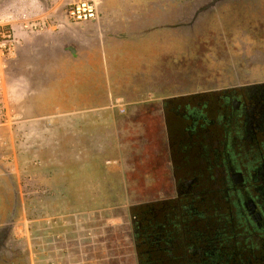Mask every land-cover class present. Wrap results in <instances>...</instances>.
Returning <instances> with one entry per match:
<instances>
[{"label": "rangeland", "instance_id": "rangeland-1", "mask_svg": "<svg viewBox=\"0 0 264 264\" xmlns=\"http://www.w3.org/2000/svg\"><path fill=\"white\" fill-rule=\"evenodd\" d=\"M77 1L35 0L39 9L29 6V18L46 20L48 31L25 35L22 40L34 39V46H23L11 63L16 103L23 125H33L35 141L29 153L17 143V156L0 171V224L15 215L5 264H137L128 208L172 194L162 99L264 82V0H231L194 22L190 17L203 0H93L99 23L61 29L65 9ZM49 39L65 49L39 45ZM75 47L83 64H91L101 49L109 59L108 76L62 80L48 78L47 69L40 76V66ZM26 84L31 93L24 96ZM91 106L95 110L76 115L77 108ZM74 117L96 119L94 136L57 141L53 122L67 125ZM18 133L22 140L24 132ZM39 173L57 187L35 182ZM73 177L87 179L70 184ZM75 217L78 226H71ZM56 221L63 238L88 247L71 250L74 241L44 252L39 237L50 235Z\"/></svg>", "mask_w": 264, "mask_h": 264}, {"label": "flooded vegetation", "instance_id": "flooded-vegetation-1", "mask_svg": "<svg viewBox=\"0 0 264 264\" xmlns=\"http://www.w3.org/2000/svg\"><path fill=\"white\" fill-rule=\"evenodd\" d=\"M198 2L192 22L231 0ZM243 86L247 85L235 84L225 94L211 95L202 104L180 107L172 114L171 145L167 140L168 157L174 160L172 194L151 201L173 199L179 188L183 211L168 221L152 217L151 230L147 227L148 234L139 237L152 236L142 245L151 259L142 264H264V86L239 88ZM161 108L163 112L162 102ZM14 217L0 224V264L6 261ZM92 222H86L87 230L93 228ZM57 223L50 227V235L44 232L39 237L44 252L48 247V252L64 250L74 241L71 250L88 247L78 245L77 238H63ZM72 225L78 226L77 217ZM133 243L136 254L134 236ZM24 244L32 253L30 243ZM136 260L139 264L137 254Z\"/></svg>", "mask_w": 264, "mask_h": 264}, {"label": "crops", "instance_id": "crops-1", "mask_svg": "<svg viewBox=\"0 0 264 264\" xmlns=\"http://www.w3.org/2000/svg\"><path fill=\"white\" fill-rule=\"evenodd\" d=\"M23 1L24 0L8 1L7 6L5 7L6 9L4 10V12H2L4 14V19H6V24H12L14 27L19 28V26L21 25L20 23L22 22L19 12H20V10H25V9H22L20 7V4ZM25 4H26L25 5L26 9H28L29 6L33 5L29 1H27ZM34 9L37 10L39 8L37 6L35 8L33 5L30 10L32 11ZM2 13L0 12V16H2ZM100 17H101V14H100ZM1 19L2 18L0 17V21H1ZM63 23H65V24L61 27V29L66 28L67 24H70L67 22H63ZM97 23H99V21L84 23V24H78V25L77 24H71V25H77V26L87 25L88 26V25H91V24L93 25V24H97ZM67 29H69V28H67ZM67 29H65V30H67ZM46 31H48V30H46ZM40 35H43V34H39V36ZM39 45L40 46L44 45L45 47H49L51 49H58L60 51L62 50V48H64V45H62V43L59 44L57 41H54L52 39L45 40L44 42H41ZM23 46L33 47L34 46V39L27 38V39H23L22 42L20 41V45L18 48V56H19V51L21 50V48ZM29 51H30L29 53H31V54L33 53V52H31L32 50H29ZM66 53L67 54L64 57H58L57 59L55 57L54 60L50 61L47 64V67L40 66L42 69H44L40 73V76L46 77V69H47V77L48 78H56V79H62V80L94 79L96 77L103 79L104 77L108 76V72L104 68H107L109 59L101 49L98 52V55H97L98 57L96 59L92 60L91 64H89V63L83 64L82 62H80L79 56L81 53H80V48H78V47L68 48V49H66ZM10 69H11V64H10V67L8 68V73H7V77L11 80ZM81 85H82V83H81ZM74 87H75V85L71 86L70 89L74 88ZM22 88H23L22 95H24V96L30 95L31 89H30L29 85L26 84ZM91 88H92V86H91ZM17 92H19V90L16 91V94H17ZM92 92H93V89H92ZM13 95H15V93H13ZM60 107L62 109V105H60ZM18 109L21 110L19 105H18ZM82 110H84L83 113H89V112L95 110V106L86 107V108H77L76 112H79V113H77V114L75 113V114L80 115V112ZM98 110H100V109H98ZM119 112L121 114H124L121 112V110ZM68 120H69V124H67V125H65L62 121L53 122L55 137L58 138L57 141L62 142L63 137H65L66 135H68V136L70 135V137L72 139L75 138V139H73V142H78L79 141L78 137H81V136L82 137H91L92 135L94 136L95 132L93 130V126L95 125V121H97L96 119L74 117V118L68 119ZM68 120H66V121H68ZM24 123L25 124L22 126V131L24 132V135H23L24 138L22 137L21 143L24 145L23 147L26 148V152L28 150L27 153H29L31 151L30 150L31 147L33 146V145H31V143L35 141L33 139V136H32L33 133L31 131L33 128L32 127L33 125L28 124L29 121H26ZM27 124H28V126H26ZM63 127H68V128H70V130L64 134L62 132ZM79 127H81V128H79ZM45 132H46V130H45ZM45 132L42 131V134L40 133L39 137H41V135L42 136L45 135L44 134ZM18 135H19V133H18ZM39 137L35 138V139H37V141L39 140L40 142L44 141L43 138H39ZM15 138H17L16 132H15ZM93 141H94V139H93ZM17 147H18L17 144L13 145L15 153H17L16 152ZM42 148H43V146L42 147L40 146L39 149L41 150ZM35 152H37V151H34L33 153H35ZM36 156H37V154H36ZM36 156L34 155V157H36ZM29 172H30V174H33V176H35V178H36L37 173H34V172H36L35 170H29ZM57 173H59V172H57ZM43 174L44 173H39L38 180H36V181L34 180V181L39 182L40 184L43 183L42 185H44V184L45 185H53L54 187L55 186L57 187L58 184L56 182H53V179L49 180L47 178L48 176H45V174L44 175ZM85 174L87 176V173H84V175ZM41 175H43L42 176L43 178H40ZM56 175H59V174H55V176ZM60 175H62V174H60ZM73 178L76 180H71L70 184H73L74 183L73 181H85V179H87L84 177H80L78 179H77V177H73ZM60 179H62V178H60ZM43 181H45V182H43Z\"/></svg>", "mask_w": 264, "mask_h": 264}, {"label": "built area", "instance_id": "built-area-1", "mask_svg": "<svg viewBox=\"0 0 264 264\" xmlns=\"http://www.w3.org/2000/svg\"><path fill=\"white\" fill-rule=\"evenodd\" d=\"M8 1L11 0H0V12H4ZM27 1L35 3V0H24L20 4L22 9H26ZM19 14L22 20L19 28L12 24L0 25V171L4 169L8 159H14L17 156L13 145L22 142L18 138V131L22 130L23 114L18 109L16 97L13 95L18 84H12L7 77L8 68L18 56L22 38L29 33L48 30L49 25L46 20L34 21L30 19L31 13L27 12V9L20 10ZM99 19L100 12L93 0H79L69 4L60 22L78 25L97 22ZM13 85L16 89L13 88ZM121 112L124 113L125 109H121ZM15 132L17 138H15Z\"/></svg>", "mask_w": 264, "mask_h": 264}, {"label": "water", "instance_id": "water-1", "mask_svg": "<svg viewBox=\"0 0 264 264\" xmlns=\"http://www.w3.org/2000/svg\"><path fill=\"white\" fill-rule=\"evenodd\" d=\"M264 86V83H256L251 84L243 87H239L240 89L243 88H256ZM230 89H216V90H209V91H203V92H197V93H190V94H184L179 96H172L162 99V106H163V114H164V124L166 129V135L167 140L169 144L171 145L172 140V130H171V124L174 121V114L176 111L179 110L181 107H187V105L193 106L197 103H204L205 98L210 97L211 95L215 94H225L229 92ZM173 156V153H172ZM174 160L172 158V166L174 167ZM180 189H177V198H171V199H164L159 201H151V202H144V203H138V204H132L129 206V216L131 220V226H132V232L133 236L135 238V246L137 250V258L138 263L142 264L146 260V262L150 261V254L147 253L142 247V245L147 244V241L151 239V235L148 236V238H140V235H147L149 230H151V226L153 224V218L152 217H164V220L168 221L171 218V215H174L177 213L178 215L183 211V206L179 204V197H180ZM171 203H173L175 206H173ZM173 209L175 211H173ZM198 212L194 211L192 212L193 215H198ZM147 222V223H145ZM148 227V231H147ZM160 239L163 238V236H159ZM143 241H142V240Z\"/></svg>", "mask_w": 264, "mask_h": 264}]
</instances>
